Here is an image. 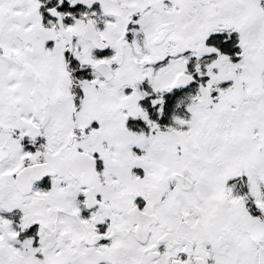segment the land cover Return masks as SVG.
<instances>
[{"label":"snow or ice","instance_id":"snow-or-ice-1","mask_svg":"<svg viewBox=\"0 0 264 264\" xmlns=\"http://www.w3.org/2000/svg\"><path fill=\"white\" fill-rule=\"evenodd\" d=\"M0 264H264V0H0Z\"/></svg>","mask_w":264,"mask_h":264}]
</instances>
